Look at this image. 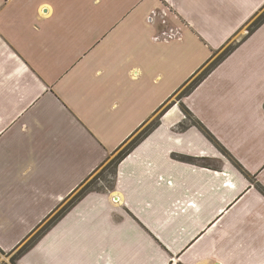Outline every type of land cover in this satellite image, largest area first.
<instances>
[{
    "label": "crops",
    "instance_id": "1",
    "mask_svg": "<svg viewBox=\"0 0 264 264\" xmlns=\"http://www.w3.org/2000/svg\"><path fill=\"white\" fill-rule=\"evenodd\" d=\"M163 1L157 26L159 0H0L6 254L235 46L17 264H264V0Z\"/></svg>",
    "mask_w": 264,
    "mask_h": 264
},
{
    "label": "rangeland",
    "instance_id": "2",
    "mask_svg": "<svg viewBox=\"0 0 264 264\" xmlns=\"http://www.w3.org/2000/svg\"><path fill=\"white\" fill-rule=\"evenodd\" d=\"M159 2H160V7L155 9L156 10L155 13L150 14V15H148L146 17V22L147 23H151L149 20H152V22L154 24H157V26H161V25H163V24H165L167 22V21L165 22L166 17H171L172 16V10L170 9L169 5L164 3L163 0H161V1L159 0ZM263 13H264V10H262V12L257 17H255V19H253L251 21V23L247 26V30L253 25V23L256 21V19L260 15H262ZM202 54H203V52L199 50V52L197 54V57H196L197 61H200V59L202 57L201 56ZM194 61L195 60L192 58L191 62H188V64L191 65V64H193ZM181 81H183V75L179 76V77L177 76L176 78H173V79H171V80H169L167 82V90H166L167 99L174 93V91H175L174 87L176 85H178ZM188 85L189 84H187L175 96H173L167 102V104H165V106H163V108H161V110L151 119V121L145 127L141 128L139 131H137L121 148H119V151H123L126 147L130 146L131 143L137 138V136L141 135V133H143V131L145 129L155 125L156 121L161 116V114H163L166 110H168L173 103H175L177 101H180V99L186 95V91H187L186 88L188 87ZM179 110H180V113L182 115V119H181V121H182L181 123L182 124L180 125L181 127L180 126L178 127V129L179 130L180 129L183 130L185 128V124H188V123L191 124L194 121V117L190 113V111L187 110L183 105L179 106ZM197 128L203 134V136H205L207 139H209V137H208L209 134H208V132L205 130V128L203 126L197 127ZM209 140L212 141L211 139H209ZM111 161L112 160H109L108 162H106L105 165L102 168H100L93 176H91V178H89V180L79 189V191L82 188H87L90 191L91 190H94V191H106L107 189H110L111 186H112V183H113L112 167L114 165L113 162L111 163ZM60 210H61V208H60ZM55 215L52 218H54ZM30 239L31 238H29L27 241H29ZM27 241L25 243H23L15 251V254L13 253L12 255H9V256L4 255V254H0V264H11L12 256H15V255L19 254V252L21 251L23 246L27 243Z\"/></svg>",
    "mask_w": 264,
    "mask_h": 264
},
{
    "label": "trees",
    "instance_id": "3",
    "mask_svg": "<svg viewBox=\"0 0 264 264\" xmlns=\"http://www.w3.org/2000/svg\"><path fill=\"white\" fill-rule=\"evenodd\" d=\"M262 23H264V13L260 15L256 21L253 23V25L248 29V34L253 33ZM235 48V46L228 47L224 52H222L214 61H212L207 67H205L201 73H199L195 78H193L190 82L188 87L186 88V95L189 94V92L194 89V87L218 64L222 61L223 58H225L231 51ZM185 95V96H186ZM159 120V118H158ZM158 120L156 121V124L148 127L141 133V135L137 136V138L131 143L130 146L126 147L123 151H120V153L117 155V157L112 161L113 164L117 162L119 159L124 157L127 153H129L132 149H134L140 141L145 138L157 125ZM200 127V126H199ZM209 137V136H208ZM209 139H211L209 137ZM212 140V139H211ZM87 188H82L80 191H78L66 204L61 208V210L55 215L54 218H52L48 223L44 224L32 237L27 243L23 246L19 254L12 256L11 258V264H17V261L20 256H22L25 252H27L33 245L40 239V237L46 232L47 229H49L56 221L61 218L75 203H77L83 196L88 193ZM0 254L4 255H12L13 253H4L0 249ZM15 254V253H14Z\"/></svg>",
    "mask_w": 264,
    "mask_h": 264
}]
</instances>
